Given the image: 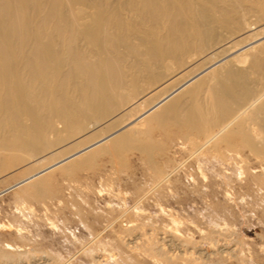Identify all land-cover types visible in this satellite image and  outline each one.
I'll return each mask as SVG.
<instances>
[{"label":"bare ground","instance_id":"bare-ground-1","mask_svg":"<svg viewBox=\"0 0 264 264\" xmlns=\"http://www.w3.org/2000/svg\"><path fill=\"white\" fill-rule=\"evenodd\" d=\"M173 137L264 165V0H0V173L41 164L16 195L131 150L161 177Z\"/></svg>","mask_w":264,"mask_h":264},{"label":"rangeland","instance_id":"rangeland-1","mask_svg":"<svg viewBox=\"0 0 264 264\" xmlns=\"http://www.w3.org/2000/svg\"><path fill=\"white\" fill-rule=\"evenodd\" d=\"M182 142L171 138L170 152L156 156L161 177L138 150L122 160L102 154L75 174L57 173L41 198L16 195L41 164L1 172L0 248L29 253L0 264H190L193 254L199 264H264L260 159L243 150L231 161H201L203 177ZM148 240L159 250L143 251Z\"/></svg>","mask_w":264,"mask_h":264}]
</instances>
